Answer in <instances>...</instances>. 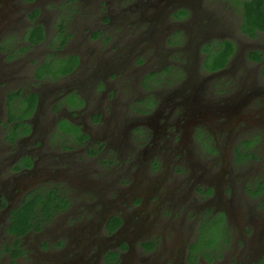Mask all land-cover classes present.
Here are the masks:
<instances>
[{"label": "flooded vegetation", "instance_id": "obj_1", "mask_svg": "<svg viewBox=\"0 0 264 264\" xmlns=\"http://www.w3.org/2000/svg\"><path fill=\"white\" fill-rule=\"evenodd\" d=\"M31 2L28 0L27 5H19V7L14 5L12 17L7 20V24L4 25L5 28L0 31V94L4 98V106L7 101L14 111L15 106L18 105V98L15 96L13 102L8 100L10 93L20 92L17 89L8 90V87L13 83L20 85L22 82H27L26 85H29L32 81H49L48 79H41L47 75L55 79L51 74L42 72V66L47 65V63L52 65L62 63L60 68L67 71L56 76H63L68 79V82L64 84L63 79L53 80L43 83L38 89L20 92L22 96L27 93H36L37 102L33 113L22 118H11L9 115L5 121L0 123V151H2L0 153V256L13 257L16 260L15 263L18 264H30L24 260V254L29 252V247H23V242L32 233H41L47 222L68 217L70 213L74 215H78V213L89 214L91 209L87 207L88 204L96 208V199L99 197L95 198L92 193L84 189L83 184H81V188L76 186L80 189L76 194L72 192V188L68 189V185L73 184L70 177L73 175V170H77L78 165L96 166L98 172L105 177L112 176L113 171H117L118 167L125 166L126 163L127 167L131 168L134 165V152H131L128 157L123 155L121 159L115 152L127 148L124 140L114 137V134L120 133L121 128L129 130L131 134L130 148L127 151H146L153 142L156 144L153 139L156 131H153L149 126L152 124L149 122L151 118L149 114H152L161 104L160 99L152 96L155 100L154 109L150 107L149 110H152L150 113H145L147 112L145 107L137 109L136 113L140 116L135 117L134 120H131V117H124L105 122L103 113L91 110L88 114L89 123L98 126L96 127L97 131L102 130L103 127L100 125L103 123H105L106 128L105 132L99 134L97 138H93L76 121V118L86 108H93L101 98H113L114 103H116L117 89L121 95L128 96L127 100L133 98L136 92L135 87L130 85L123 74L121 75L114 70V75H111L112 66H118L119 60L109 59L101 64L98 55L92 54L90 49L86 56L65 53L70 45L68 39L70 37L74 39V35L66 27L65 19L69 21L68 11L70 10L68 7L67 10H64L58 2L54 3V15L55 19L59 20L53 33L57 38L58 34L61 35L63 40L58 39L57 47L60 48L61 45L62 48L54 49L50 45L46 46L47 51H56L57 55L48 58L44 63L43 57L35 61L31 73L32 81H28L26 76L18 74L16 63L21 54L27 49L36 50L42 44L49 42L47 40L48 30L42 22L37 20L35 12L31 11ZM169 5L171 7H168ZM165 6L168 7V18H171L176 31L167 32L170 35L165 37L167 52L163 53V59L166 56L167 58L162 62L163 72L174 71L179 77L182 76L183 82L189 80L191 76L203 75L212 81L214 92L236 89L238 76H241L240 73L252 65L258 67L259 75L264 80V31H256L254 36L241 33L238 22L239 15L236 14L237 6L230 4L228 0H196L195 4L193 0H170ZM21 9H24L23 17L20 14ZM42 12L43 10H40L38 15L40 16ZM230 14L233 15L231 21L228 19ZM185 17H188L190 31L184 30L185 28L182 26ZM61 22L62 24H60ZM111 23V17H105V15L99 17L101 32L98 40L102 38L104 30ZM38 24L43 28L44 38L39 42H33L31 41L30 30ZM143 25L140 26L142 32L145 30ZM17 27L21 28L19 35L21 44L19 45L16 44L15 37L7 32ZM176 36L179 37L176 38ZM112 39L117 38H107L108 41ZM223 40H230L234 46L226 64L214 70L204 68L203 61L207 55L202 51V48L205 46L213 47L217 42ZM49 43L51 44V42ZM188 44H192L191 52L194 53L193 65L189 66L185 65L187 59L184 58L183 53ZM109 50L112 53L118 51L117 45L113 46L111 42ZM61 51L65 54H62ZM251 51H256V59L248 56ZM27 52L33 53L30 50ZM84 64L90 69H83ZM139 64H142V61ZM114 82L117 84L114 85ZM146 84L142 82L139 86V89L147 92L145 98L151 96ZM62 85L64 91L60 90ZM190 91L193 93V88L190 87ZM84 93H88V97H84ZM45 103V112L43 113L42 108ZM109 108L107 103L103 104V109ZM39 114L45 116H39ZM179 118L181 119V117ZM35 124L38 125L40 131H36ZM205 124V122L200 121L192 124L187 135L190 147L185 151L216 153L220 150L217 147L216 136L208 132ZM219 124L221 122H217V125ZM179 127V124L171 121L165 122L161 126L163 130L166 129L170 140L174 143L180 139ZM215 127L214 131L222 135L223 128L221 126ZM241 127L245 134L250 131L249 136L232 140L231 151H251L252 156L242 157L239 160L234 152L238 162L235 163L237 167L230 174L228 186L221 187L219 193H216L213 187L204 186L203 189L196 190L197 195L191 201L179 192L174 196L175 205L184 211L187 218L191 214L195 215L192 223L189 224L190 234L180 250L165 252L162 249L163 236L159 234L153 237H137L131 242L129 236L123 240L120 235L126 230V219L122 213L113 212L110 209V203H106L100 207V211L95 210V213L100 214L99 220L102 219L99 225H102L103 237L98 239L99 242L84 237L87 239L85 245L87 249H80L82 254L74 256L76 263L138 264L132 258L133 245L141 256L143 254L154 255L153 264H256L262 261L264 259V153L257 157L259 163L256 164V169L252 171H245L243 161L247 158L253 159V151H264V117L257 118L256 116L254 122H242ZM28 140L29 146L26 144ZM22 142L24 144L21 147ZM261 145L263 147H260ZM79 151H82L83 154H80ZM154 163L158 165L157 161ZM175 172L180 175L184 174V171L179 168ZM250 175L253 177L246 179ZM241 177L244 178L243 182L240 187H237L235 182ZM47 189L60 194L66 200V205L54 206L49 214L43 215L40 228H35L36 224L34 223L33 227L23 233L12 232V212L23 206L22 204L28 195L37 192L43 193ZM215 195L216 197L225 196L226 198H224L229 200L231 205L214 202ZM130 201L129 208L141 209L142 198L134 197ZM219 204L222 205L223 209L218 210ZM238 208H241L240 212L235 210ZM188 210L191 211L189 215ZM114 216H118L121 222L114 229L109 230L106 228V224ZM218 216L223 217L224 229L229 236V242L221 250L220 257L213 255V259L209 260L202 254L208 246L205 244L207 233L206 236L203 234L201 237L200 231L205 228L204 224L207 225L214 217ZM69 220L73 221L74 218H69ZM57 229L58 227L53 230ZM149 242L153 243L151 249L142 245ZM191 246L196 252H190ZM68 251L70 254L73 249L70 250L66 245L65 255H68ZM112 253H117L116 257ZM190 254L192 255L191 258H189ZM108 255H112V257ZM48 264L69 263L55 259Z\"/></svg>", "mask_w": 264, "mask_h": 264}, {"label": "rangeland", "instance_id": "obj_2", "mask_svg": "<svg viewBox=\"0 0 264 264\" xmlns=\"http://www.w3.org/2000/svg\"><path fill=\"white\" fill-rule=\"evenodd\" d=\"M31 1V11L35 12L37 20L47 28V40L51 44L47 42L48 44L44 43L36 50L27 49L23 52L16 63L18 74L26 76L27 80L30 81L33 78L31 73L36 60L43 57L44 63L48 58L57 55L56 51H47L46 46L50 45L52 48L57 49L58 39H62L60 34L57 38L53 33L59 20H56L54 15V3L58 2L64 10H67V7L70 10L68 11L69 21L65 19L66 27L74 35V39L71 37L68 39L70 45L65 53L86 56L90 49L92 54L98 55L101 64L109 59L119 60L120 64L118 66H112L111 75L113 76L115 71L121 75L123 74L130 85L135 87L136 92L133 98L127 100L128 96L121 95L119 89H117L116 103H114L113 98H101L93 108H86L76 118V121L93 138H97L99 134L105 132L106 128L105 123H103L100 125L103 127L102 130L97 131L96 127L98 126L89 123L88 114L91 110L103 113L105 122L124 117H131V120H134L135 117L140 116L136 113L137 109L145 107L147 111L145 113L152 111L149 110L150 107L154 109V96L161 100V104L152 114H149L151 116L149 122L152 123L149 126L153 131H156L153 135L156 144L153 142L152 146L146 151H127L130 148L131 134L129 130L121 128L120 133L114 134V137L124 140L127 148L115 152L120 159L123 155L128 157L131 152H134V165L131 168L127 167L126 163L125 166L118 167L117 171H113L112 176L105 177L98 172L96 166L78 165L77 170L74 169L73 175L70 177L73 184L68 185V189L72 188V192L76 194L80 191L76 186L81 188V184H83L84 189L92 193L95 198L99 197V199H96V208L88 204L87 207L91 209L89 214L78 213V215H74L70 213L68 217L47 222L41 233H32L23 242V247H29V252L24 254V260L30 264H48L55 259H61L62 262L67 261L69 264H77L74 256L82 254L81 250L86 248L87 239L98 240L103 237L102 225H99L102 219L99 220L100 214L95 213V210L100 211V207H103V204L106 203H110L112 207L110 209L113 212L122 213L126 219V230L120 235L123 240L127 239L125 238L127 236H129L131 242L137 237H153L159 234L163 236L162 249L165 252L180 250L190 234L189 224L192 223L195 215H189L191 211L188 210L189 218H187L184 211L178 205H175L174 196L179 192L191 201L197 195L196 190L203 189L204 186L215 188L216 193L220 192L221 187L228 186V181L231 178L230 174L237 167L235 163L238 162L236 156H234L235 151H231V141L249 136L250 131H247L246 134L242 131V122H254L256 116L257 118L264 117V80L259 75L258 67L248 66L244 72L240 73L241 76H238L236 89L220 92H214L212 81L203 75L191 76L189 80L183 82L182 76L179 77L176 72H163L162 62L167 58L166 56L163 59V53L167 52L165 37L170 35L167 32L173 33L176 31L171 18H168L167 14V8L171 5L167 8L165 6L170 0ZM193 1L195 4L196 0ZM27 3L28 0H0V31L5 28L4 25L7 24V20L12 17L14 5L19 7V5H27ZM23 10L20 11L22 17ZM40 10H43V12L39 16ZM103 10H106V12H103ZM104 15L105 17H111L112 23L104 30L102 38L98 40L101 32L99 17ZM232 18L233 15L230 14L228 16L229 21ZM141 25L145 29L144 32L140 30ZM182 26L185 28L184 30L190 31L188 17L184 18ZM7 32L15 37L17 45L21 44L19 38L20 27ZM106 35L107 37H105ZM108 37H116L117 39L108 41ZM178 37L176 36V38ZM94 38L96 40H93ZM111 42L113 46L117 45L118 51L112 53L109 50ZM59 47L62 48L61 45ZM211 47L209 46V48ZM191 48L192 44H188L183 52L184 58L187 59L185 63L187 66L193 65L192 57L194 53L191 52ZM28 50L33 51V53H28ZM65 53L62 52V54ZM139 61H142V64H139ZM61 66L62 63H56L55 65L47 63L41 69L42 72L57 71L63 73ZM84 68L90 69L85 64ZM54 78L47 75L41 79H48L49 81L63 79L64 84L68 82V79L63 76H55ZM49 81H32L29 85H26L27 82H22L20 85L13 83L8 87V90L17 89L21 93L27 92L38 89L43 83ZM142 82L147 83L148 93L151 94L147 98H145L147 92L139 89ZM116 84L114 82V85ZM190 87L193 88V93L190 91ZM60 90H65L63 85ZM85 95L83 96L88 97V93ZM139 101L141 102L138 103ZM104 103H107L110 108L103 109ZM45 106L46 103L42 108L43 113L45 112ZM11 111L9 102L6 101L4 106V98L0 94V123L6 120ZM178 112H180V115H178ZM39 116L45 115L39 114ZM168 121L180 126V139L175 143L170 140L166 129L161 128L163 123ZM196 121L205 122V128L208 132L216 136L219 151H216V153L185 151L190 147L187 137L189 129ZM217 122H221V124L217 125ZM35 126L36 131H40L38 125L35 124ZM215 126L223 128L222 135L214 131ZM23 144L24 142L20 146L22 147ZM26 144L29 146V140L26 141ZM253 152V159L247 158L243 161L246 172L256 169V164L259 163L257 157L262 156L264 153V151ZM79 153L83 154L82 151H79ZM154 161H157L160 166L155 165ZM177 167L182 169L184 174H176ZM252 177L250 175L246 179ZM243 179V177L238 178L235 185L240 187ZM134 197H140L143 200L140 210L129 208L130 199ZM214 197V202L231 205L229 200L225 199V196V198L216 197V195ZM221 209L223 207L219 204L218 210ZM240 209L235 210L240 212ZM69 218H74V220L70 221ZM56 227L58 229L53 230ZM204 227L205 236L206 233L216 232L217 229L213 219L207 225L204 224ZM202 235L203 233L200 231V236ZM84 237L87 239H84ZM96 242H99V240ZM66 245L70 250L73 249L70 254H68L69 251L67 252L68 255H65L64 252ZM132 249V258L138 264H153L155 261L154 255L143 254L141 256L134 245ZM7 262L8 264H18L15 263L16 260L13 257L0 256V263L7 264Z\"/></svg>", "mask_w": 264, "mask_h": 264}, {"label": "trees", "instance_id": "obj_3", "mask_svg": "<svg viewBox=\"0 0 264 264\" xmlns=\"http://www.w3.org/2000/svg\"><path fill=\"white\" fill-rule=\"evenodd\" d=\"M228 2L232 5L237 6L238 8L236 10V14L239 15L238 22L239 30L241 33L249 36H254L256 35V31H264V0H228ZM30 32L33 38V40L31 38V41L39 42L43 40V28L40 24H38L37 26H33ZM233 48L234 46L230 40L217 42L211 48L205 46L204 48H202V51L207 56L203 61V67L209 70L223 67L228 61ZM248 56L256 59V51H251ZM66 71V69H63L62 72L65 73ZM46 73L51 74L53 77H55L57 74H60L57 71H49ZM14 96L18 98V105L15 106L16 108H14V111L12 109L10 113L11 118H22L30 116L34 111L37 102L36 93H27L24 96H22L20 92H15L14 94L10 93L8 100L10 102H13ZM235 154L239 160H241L242 157L246 158L248 156H252L251 151H235ZM22 205L23 206L21 208L12 212L13 218L11 219L12 232H17L19 234L33 227L34 223L36 224L35 228H40L41 222L43 221L42 216H46L47 214H49L54 206L66 205V200L60 194L47 189L43 193L37 192L28 195ZM214 220L217 226L216 232L212 231L213 233H207V241L205 244L208 246L202 252L203 257L209 260L213 259V255L220 257L221 250L229 242V236L224 229L225 224L223 217H214L213 221ZM120 222L121 219L118 216L111 217L106 224V228L112 230L117 225H119ZM201 231L204 234L203 228L201 229ZM142 245L148 249H151L153 247L152 242H149L147 244L143 243ZM194 251L195 250L191 246L190 252L193 253ZM112 255L116 257L117 253H112ZM112 255L108 256L112 257ZM191 257L192 255L190 254L189 258ZM256 264H264V259Z\"/></svg>", "mask_w": 264, "mask_h": 264}]
</instances>
